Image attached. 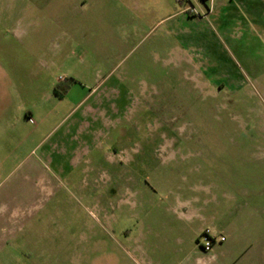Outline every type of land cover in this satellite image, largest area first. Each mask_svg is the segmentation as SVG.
I'll return each instance as SVG.
<instances>
[{
    "label": "rangeland",
    "instance_id": "obj_1",
    "mask_svg": "<svg viewBox=\"0 0 264 264\" xmlns=\"http://www.w3.org/2000/svg\"><path fill=\"white\" fill-rule=\"evenodd\" d=\"M221 249L264 264V0H0V264Z\"/></svg>",
    "mask_w": 264,
    "mask_h": 264
},
{
    "label": "crops",
    "instance_id": "obj_2",
    "mask_svg": "<svg viewBox=\"0 0 264 264\" xmlns=\"http://www.w3.org/2000/svg\"><path fill=\"white\" fill-rule=\"evenodd\" d=\"M43 156L45 158H50L51 155L49 154V150L46 151ZM42 191H45L47 194H49V198L53 197L55 193V189L53 187V181L50 179L43 181ZM205 230H209L210 233L212 234V231L208 229L207 227H204L203 229H201L200 233L202 234ZM225 241H226V238H225ZM204 252H208V251H204ZM233 253L234 252L231 249H228V250L221 249L217 253L211 254L206 259H204V258H201V253L197 252L196 250L192 251V254L196 255V259H195L196 264H223V261H225V258H231L233 256ZM202 256H203V253H202Z\"/></svg>",
    "mask_w": 264,
    "mask_h": 264
},
{
    "label": "built area",
    "instance_id": "obj_3",
    "mask_svg": "<svg viewBox=\"0 0 264 264\" xmlns=\"http://www.w3.org/2000/svg\"><path fill=\"white\" fill-rule=\"evenodd\" d=\"M202 235H203L204 241L203 242L199 241L198 245L204 251H210L212 249L214 243L217 241H219V242L225 241L224 236H221L219 239H217L215 236L211 235L209 230H205Z\"/></svg>",
    "mask_w": 264,
    "mask_h": 264
},
{
    "label": "trees",
    "instance_id": "obj_4",
    "mask_svg": "<svg viewBox=\"0 0 264 264\" xmlns=\"http://www.w3.org/2000/svg\"><path fill=\"white\" fill-rule=\"evenodd\" d=\"M199 242V241H198Z\"/></svg>",
    "mask_w": 264,
    "mask_h": 264
}]
</instances>
